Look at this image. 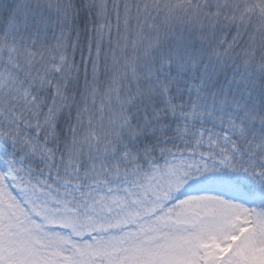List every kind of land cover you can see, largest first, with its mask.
I'll use <instances>...</instances> for the list:
<instances>
[{
  "label": "snow or ice",
  "instance_id": "1",
  "mask_svg": "<svg viewBox=\"0 0 264 264\" xmlns=\"http://www.w3.org/2000/svg\"><path fill=\"white\" fill-rule=\"evenodd\" d=\"M0 264H264V0H0Z\"/></svg>",
  "mask_w": 264,
  "mask_h": 264
}]
</instances>
